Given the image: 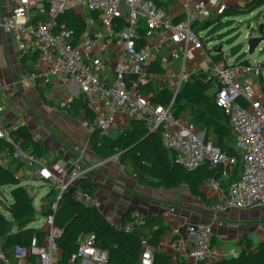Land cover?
Segmentation results:
<instances>
[{"label":"built area","instance_id":"2783aa9c","mask_svg":"<svg viewBox=\"0 0 264 264\" xmlns=\"http://www.w3.org/2000/svg\"><path fill=\"white\" fill-rule=\"evenodd\" d=\"M221 1L187 0L183 18L173 22L154 0H11L10 14L0 15V29L12 36L20 56L37 51L38 60H46L44 67L29 74L30 80L41 76L45 84L56 77L65 84L76 83L79 93L84 92L86 103L94 112L88 131L96 128L103 133L114 132L123 130L131 119H143L150 130H160L162 145L174 153L175 162L188 170L207 162L218 168L220 177L225 179L236 165L237 157L220 150L210 140L204 141L202 131L193 121L170 110L188 76L208 69L216 83L215 102L228 116L241 162L238 178L226 189L218 178L207 180L221 199L206 208L221 213L230 207L264 204V106L256 100L250 79L258 76L259 64L235 61L225 55L212 62L200 35L191 29L195 21H202L215 11L221 12L225 7ZM70 9L82 16L90 10L100 12L101 27L90 30L86 26L76 45L69 41L71 31L58 23V17ZM35 12L48 18L32 23ZM115 41H118L116 48ZM193 55L199 58L197 64L193 62ZM156 61L164 67V73L154 77H163L173 93L168 106L152 103L138 87L152 77L148 66ZM72 99V96L64 97L62 106L68 109ZM4 111L5 106L0 104V166L15 160L31 176L46 177L57 191L52 204L55 210L61 193L93 170L94 165L83 162V151L76 148L73 156L54 159L58 171L53 172L49 168L53 156L32 155L23 147L21 136L2 126ZM72 197L102 212V202L95 194L74 189ZM104 214L125 231H132L144 222L138 210H132L123 223H116L110 214ZM43 229L41 240L33 235L28 245L13 247L18 262L10 264H19L32 255L36 256V264H56L53 251L58 231L52 226V214L45 216ZM212 231L210 222L186 226L189 255L196 263L212 256ZM81 258L106 264L107 252L81 241L69 262ZM3 262L7 259L0 243V264ZM137 264H153V248L146 239L141 240Z\"/></svg>","mask_w":264,"mask_h":264},{"label":"trees","instance_id":"16d2710c","mask_svg":"<svg viewBox=\"0 0 264 264\" xmlns=\"http://www.w3.org/2000/svg\"><path fill=\"white\" fill-rule=\"evenodd\" d=\"M154 1L162 7V5L167 6L175 0ZM262 5H264V0H245L244 5H231L226 7L225 12L227 16H234L251 12ZM99 14V11L90 10L87 12V19L92 18L96 24H99ZM222 15V11H215L208 18L195 21L191 25V29L197 35L199 32H205L209 25L220 19ZM183 16L182 14L175 17L173 22L180 21ZM47 18L45 14L35 12L32 23L44 21ZM85 19L72 9L58 17V23L63 24L65 29L71 31L69 41L72 45H76L80 41V35L87 25ZM199 38L203 42L201 35ZM203 46L212 62L221 60L226 54L222 49L218 50V45L209 47L203 43ZM38 58L37 51L21 56L20 73L29 74L36 71L34 66ZM234 60L249 63L246 57L234 58ZM148 71L152 72V77L146 82L140 83L139 90L147 95L152 103L168 106L173 98V93L165 83L154 77V74L164 73V67L156 61L148 66ZM205 74H209L208 69L205 72H196L188 76L175 95L170 110L177 116L187 117L190 115L198 124L199 129L205 133L204 141L210 140L220 150L237 157V163L227 178L222 179L218 168L211 167L207 162L192 170L182 167L175 162L174 153L162 145L160 130L150 132L143 119H131L126 129L109 132L115 133L112 136L96 128L89 131L88 140L94 155L101 159L117 155L118 161L141 185L176 188L185 184L192 195L204 197L201 187L209 178H218L221 186L226 189L240 174V155L235 149V134L228 116L215 102L216 83L213 80L214 91L212 94H208L206 91L210 89V84L204 81ZM256 78L259 79L260 87L264 90V60L259 64V74ZM33 82L41 100L52 105L48 85L43 84V78L36 76ZM67 110L72 116H77L79 112L83 111L86 126L93 121L94 112L87 105L82 91L72 99ZM11 131L23 138V147L29 149L32 155L46 156L49 147L40 138L35 137L26 124L18 125ZM58 157L54 155L52 160ZM22 167V163L15 160H11L6 166H0V186H8L10 189V201L3 202V210L6 214L0 210V243L7 259V262H3V264L18 262L13 252L15 245H28L33 235H37L39 240L42 239L43 227L31 225L38 215L44 217L49 214L53 215L52 224L58 231L54 240L55 247L61 250L56 264H72L69 262L70 255L77 249V239L83 234H93V245L106 250V264H137L140 257V244L143 239L151 242L154 246L158 245L160 233L166 228L161 214L141 213L144 222L136 225L132 231H125L108 220L103 212L72 197L74 189L92 194L97 192L99 183L91 182L85 177L79 178L70 191H64L60 195L55 210L52 209V204L56 200L57 191L50 185L49 191L41 197V209L37 211L32 203L34 196L31 193V185L24 182L25 178L17 175ZM130 213L131 211L124 216L122 223L129 219ZM168 260L167 256L156 253L153 255V264H167ZM178 264H186V260L180 257ZM197 264H206V261L200 260ZM212 264H264V241L251 249L250 241L247 239L245 248L236 256L219 259Z\"/></svg>","mask_w":264,"mask_h":264},{"label":"crops","instance_id":"0c3cea01","mask_svg":"<svg viewBox=\"0 0 264 264\" xmlns=\"http://www.w3.org/2000/svg\"><path fill=\"white\" fill-rule=\"evenodd\" d=\"M186 1L175 0L167 6L162 5V7L167 16L173 20L184 13ZM221 2L225 7L231 5L242 6L245 0H222ZM11 6V0H0V15L8 16L11 12ZM85 13L87 14V12ZM85 20L86 26L90 30L101 27V21L96 24L92 18H86ZM203 32H199V34L203 38L204 45L213 44L214 40L205 41V32ZM116 46H118V41H115L114 48ZM20 57L12 36L0 29V104L5 106L2 126L6 130H11L18 125L26 124L32 134L40 138L49 147L46 153L48 157L54 155L59 156V158L73 156L76 148L81 149L83 151L82 161L94 165V169L82 177L91 182L96 181L99 183L95 195L102 202V212L110 214L114 222H122L124 216L132 210H138L148 215L161 214L166 228L160 233L157 246L148 241L153 248V255L156 253L167 256L169 259L167 264H178L180 257L186 260V264H197L189 255L190 246L186 233V226L196 222H210L213 227L211 244L214 251L212 256L205 260L206 264L236 256L245 248V240L247 239L250 241L251 249L264 241V204L241 208V212H239L241 217L250 220L254 218V227L252 229L249 226L248 229L242 228L236 231L234 228L226 226L225 219L232 218L233 214L236 215L239 211L238 208L230 207L227 209L233 210L232 213H230L231 211L227 212V210L215 213L206 208V205H214L221 199L219 193L213 190L208 182H205L201 187L204 197L192 195L185 184L176 188L141 185L126 171L117 158L101 159L94 155L88 140L84 112L81 111L77 116H72L68 112L58 109L56 104L44 103L36 87L33 92L30 84L25 79L17 77V74H19L23 76H21L22 78L27 76L29 79L30 74L20 73ZM192 57L193 62L197 64L198 56L195 55V59L194 55ZM45 65L46 60H38L34 69H39ZM251 81L254 85L256 100L264 106V93L260 91L261 87L255 81V78H251ZM45 85H48L51 98L59 95L61 100L68 96H72L74 99L79 95L78 86L74 82L65 84L60 82L58 78L53 77ZM27 91L30 98L24 96ZM128 125L129 123H126L125 126L122 125L124 126L122 129H126ZM119 130L121 129L117 131ZM49 168L55 173L58 171L54 160L50 162ZM40 180L42 185H46L48 192L50 182L46 177H42ZM209 200L211 201L209 202ZM38 216L37 218L44 217L42 215ZM216 220H220L222 224H218ZM31 225L39 227L40 224L31 223ZM41 226H44V222ZM93 240V234H83L78 237L77 244L81 241L93 244ZM60 255L61 250L55 248L53 257L56 261ZM36 262V256L32 255L20 260L19 264H36ZM73 263L97 264L91 258H81Z\"/></svg>","mask_w":264,"mask_h":264},{"label":"rangeland","instance_id":"374dc122","mask_svg":"<svg viewBox=\"0 0 264 264\" xmlns=\"http://www.w3.org/2000/svg\"><path fill=\"white\" fill-rule=\"evenodd\" d=\"M264 9V5H262ZM262 8H255L251 12H245V13H240L235 16H228L226 15L225 9L226 7H223L222 13L223 15L220 17V19L215 20L212 22L208 29L205 30V41L208 40H214L215 42L213 44H209L208 46L211 47L212 45H218V47H221L223 52H225V57H229L231 59H242V58H247L249 62L251 63H258L262 62L264 60V39L262 42L254 49L252 53H248L247 51V40H246V35L250 33V35H255L257 32V26L259 23L264 22V10L262 11ZM83 17L87 18V14L83 12ZM233 18V19H232ZM195 59V56H194ZM203 70H198V73H202ZM22 75L17 74V77L19 79H25L27 81L31 88H35V84L32 80H29L27 76L24 78L21 77ZM255 78V81L258 82V85L260 86L259 79L256 78L255 76H251L250 79ZM159 80L163 83L164 79L163 77H159ZM204 81L210 84V89L207 90L206 92L208 94L213 93L214 89V84H213V79L211 78L210 74H205ZM264 86V85H263ZM260 88V87H259ZM52 89V88H51ZM260 90V89H259ZM264 93V90H260ZM25 97L30 98V94L27 91V94ZM49 97L51 98L52 96L49 94ZM61 97L59 95L55 96L52 99V104H56L58 109L64 110L68 112V110L62 106L61 104ZM69 113V112H68ZM189 119L193 121L197 127L199 128L198 124L195 122V120L188 115ZM87 133L89 131L87 130ZM115 133H107V135H114ZM89 163V162H86ZM17 175L20 177L25 178L24 182L31 185V193L33 194V205L35 206V209L39 211L41 209V196H43L47 192V187L46 185H42L40 177H33L31 176L27 169L25 167L21 168L18 172ZM130 176V175H129ZM9 187L8 186H0V210L4 212L3 210V202H9L10 201V194H9ZM49 191V190H48ZM250 208V207H249ZM239 211L236 215L233 214L232 218L230 219H225L226 220V226L229 228H234L236 231L240 229H248L249 226L253 229L254 227V218L252 220L248 218L241 217L240 213L241 208H238ZM231 211L232 213L233 210L229 209L227 212ZM6 214V212H4ZM262 213V210H261ZM39 217V216H38ZM44 217L42 218H37L35 221L31 222L32 224H40L39 227L43 224L44 222ZM258 220V219H257ZM38 221V222H36ZM263 221V220H262ZM249 222V223H248Z\"/></svg>","mask_w":264,"mask_h":264},{"label":"water","instance_id":"95a60500","mask_svg":"<svg viewBox=\"0 0 264 264\" xmlns=\"http://www.w3.org/2000/svg\"><path fill=\"white\" fill-rule=\"evenodd\" d=\"M262 11L264 9H261ZM257 32L255 35H249L246 40H247V51L248 53H252L254 51V49L262 42V40L264 39V22L259 23L257 26ZM218 50H221V47H218ZM158 129H151L150 132H157ZM205 133L203 132V138H204ZM75 185V184H74ZM74 185H72L70 188H68L66 191H70ZM63 193V192H62ZM61 193V194H62ZM52 219H53V215H52ZM53 226V224H52Z\"/></svg>","mask_w":264,"mask_h":264}]
</instances>
